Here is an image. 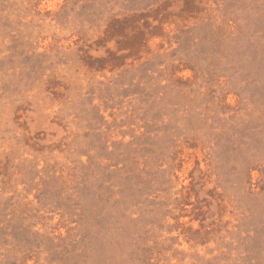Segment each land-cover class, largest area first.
Returning <instances> with one entry per match:
<instances>
[{
  "label": "rangeland",
  "instance_id": "1",
  "mask_svg": "<svg viewBox=\"0 0 264 264\" xmlns=\"http://www.w3.org/2000/svg\"><path fill=\"white\" fill-rule=\"evenodd\" d=\"M0 264H264V0H0Z\"/></svg>",
  "mask_w": 264,
  "mask_h": 264
}]
</instances>
